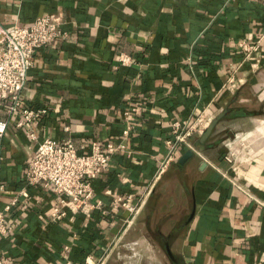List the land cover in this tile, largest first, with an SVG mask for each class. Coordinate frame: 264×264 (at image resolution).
I'll return each mask as SVG.
<instances>
[{
	"label": "crops",
	"instance_id": "obj_1",
	"mask_svg": "<svg viewBox=\"0 0 264 264\" xmlns=\"http://www.w3.org/2000/svg\"><path fill=\"white\" fill-rule=\"evenodd\" d=\"M51 13L66 36L34 52L21 93L24 108L47 110L36 141L0 101V210L27 194L0 237L9 264H107L116 238L131 234L182 264H264V0H0V28ZM242 41L259 48L246 54ZM120 54L131 63L117 67ZM200 118L205 131L217 122L154 180L171 123ZM45 138L82 154L93 141L124 144L91 181L88 213L51 222L59 197L26 185Z\"/></svg>",
	"mask_w": 264,
	"mask_h": 264
},
{
	"label": "built area",
	"instance_id": "obj_2",
	"mask_svg": "<svg viewBox=\"0 0 264 264\" xmlns=\"http://www.w3.org/2000/svg\"><path fill=\"white\" fill-rule=\"evenodd\" d=\"M24 1V0H18ZM61 20L57 14H45L34 19L29 25L17 24L0 28V101H8L7 112L18 114L17 126L27 130L31 141H36L33 124L46 116L45 108H24L21 93L24 89L27 73L32 67L34 52L55 39H64L66 34L60 29ZM239 48L246 54L256 52L259 44H249L242 41ZM117 67L131 63L129 56L120 54L117 57ZM6 122L0 121V138L6 131ZM206 129L203 119L191 123L174 121L170 125L171 139L165 141L167 153L160 159L155 179H159L175 161L178 147L184 145L192 149L189 139L194 135H202ZM67 130V128H65ZM130 127L123 131L127 137ZM241 140V138H240ZM123 143L93 141L87 153H78L70 141L56 142L45 138L37 143L33 156L28 163L24 180L26 185L43 183L50 186L59 197L58 205L50 213L51 222H60L68 217V213H88L92 206L89 200L92 196L91 181L100 175L109 165L111 156L119 151H125ZM224 161L232 170H236L240 157L228 152ZM3 186L0 185V192ZM21 191L18 197H26ZM14 198L9 205L0 210V237L7 233L6 215L18 201ZM130 198V197H129ZM127 200H130V199ZM122 198L116 199L117 206L135 214L134 207ZM129 222V221H128ZM131 222V221H130ZM129 224V223H128ZM0 264H9L0 252Z\"/></svg>",
	"mask_w": 264,
	"mask_h": 264
},
{
	"label": "rangeland",
	"instance_id": "obj_3",
	"mask_svg": "<svg viewBox=\"0 0 264 264\" xmlns=\"http://www.w3.org/2000/svg\"><path fill=\"white\" fill-rule=\"evenodd\" d=\"M152 238L138 234L118 236L107 264H174L163 248L162 251L142 250V245L151 241ZM170 253L173 255L172 252Z\"/></svg>",
	"mask_w": 264,
	"mask_h": 264
},
{
	"label": "water",
	"instance_id": "obj_4",
	"mask_svg": "<svg viewBox=\"0 0 264 264\" xmlns=\"http://www.w3.org/2000/svg\"><path fill=\"white\" fill-rule=\"evenodd\" d=\"M217 119L215 121H213V123L210 125V127L207 129V131H205L202 136H206L207 134L210 133L212 127L216 124ZM192 156V152H187L185 153L182 158L180 159L179 163H183L187 158ZM169 252V251H168ZM170 253V252H169Z\"/></svg>",
	"mask_w": 264,
	"mask_h": 264
},
{
	"label": "flooded vegetation",
	"instance_id": "obj_5",
	"mask_svg": "<svg viewBox=\"0 0 264 264\" xmlns=\"http://www.w3.org/2000/svg\"><path fill=\"white\" fill-rule=\"evenodd\" d=\"M166 253L168 254V256L170 257L171 261L174 263V264H178L180 263V261L178 259H176L173 255H171V253H169L168 251H166Z\"/></svg>",
	"mask_w": 264,
	"mask_h": 264
},
{
	"label": "bare ground",
	"instance_id": "obj_6",
	"mask_svg": "<svg viewBox=\"0 0 264 264\" xmlns=\"http://www.w3.org/2000/svg\"><path fill=\"white\" fill-rule=\"evenodd\" d=\"M232 153L236 155V153H235V152H232Z\"/></svg>",
	"mask_w": 264,
	"mask_h": 264
}]
</instances>
